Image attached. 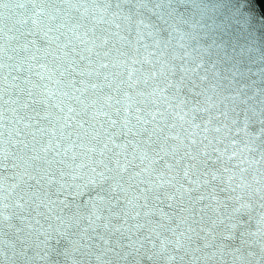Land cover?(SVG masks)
<instances>
[{
	"label": "snow or ice",
	"instance_id": "1",
	"mask_svg": "<svg viewBox=\"0 0 264 264\" xmlns=\"http://www.w3.org/2000/svg\"><path fill=\"white\" fill-rule=\"evenodd\" d=\"M179 23L0 0L24 37L14 65L0 43V264H264V86L177 51Z\"/></svg>",
	"mask_w": 264,
	"mask_h": 264
},
{
	"label": "water",
	"instance_id": "2",
	"mask_svg": "<svg viewBox=\"0 0 264 264\" xmlns=\"http://www.w3.org/2000/svg\"><path fill=\"white\" fill-rule=\"evenodd\" d=\"M163 2L165 11L172 12L180 21L179 31L172 32V47L181 53L189 51L192 56L202 55L205 62L213 65L222 75L237 73L264 86V0H163ZM16 28L20 26L17 25ZM8 35L20 37V32L13 29ZM23 42L24 37L7 42L0 41L5 43L7 55L13 57L7 61L9 65H14L20 60L22 54L18 49ZM144 42L151 45L152 38L146 36ZM178 44L185 47L178 48ZM9 71L10 81L17 75H21L22 78V74L11 69ZM15 98H18L16 90L9 88L5 99ZM5 125L11 126L7 121ZM11 182L12 180H9V183Z\"/></svg>",
	"mask_w": 264,
	"mask_h": 264
}]
</instances>
